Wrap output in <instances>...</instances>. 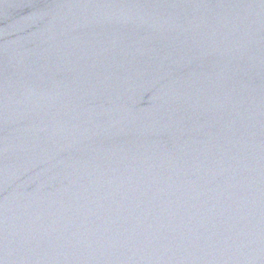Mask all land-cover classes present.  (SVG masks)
<instances>
[{
  "label": "water",
  "instance_id": "95a60500",
  "mask_svg": "<svg viewBox=\"0 0 264 264\" xmlns=\"http://www.w3.org/2000/svg\"><path fill=\"white\" fill-rule=\"evenodd\" d=\"M0 264H264V0H0Z\"/></svg>",
  "mask_w": 264,
  "mask_h": 264
}]
</instances>
